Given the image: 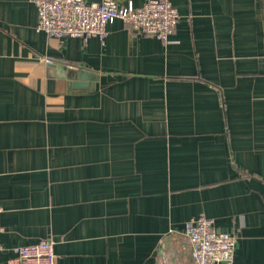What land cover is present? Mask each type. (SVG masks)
<instances>
[{
    "label": "crops",
    "instance_id": "1",
    "mask_svg": "<svg viewBox=\"0 0 264 264\" xmlns=\"http://www.w3.org/2000/svg\"><path fill=\"white\" fill-rule=\"evenodd\" d=\"M170 2L166 43L52 38L0 0V264L49 238L57 264H193L199 216L264 264V0Z\"/></svg>",
    "mask_w": 264,
    "mask_h": 264
},
{
    "label": "built area",
    "instance_id": "2",
    "mask_svg": "<svg viewBox=\"0 0 264 264\" xmlns=\"http://www.w3.org/2000/svg\"><path fill=\"white\" fill-rule=\"evenodd\" d=\"M38 12L36 30L52 38L98 37L104 40L108 27L123 21L132 30L169 42L180 20L170 0H148L136 8L121 7L115 0L87 3L85 0H30ZM52 63L51 60H47ZM2 208L0 207V213ZM4 231L0 224V234ZM185 235L190 243L193 264H234L236 236L218 230L205 216L189 220ZM20 264H57L55 241L43 239L36 244L16 247Z\"/></svg>",
    "mask_w": 264,
    "mask_h": 264
},
{
    "label": "water",
    "instance_id": "3",
    "mask_svg": "<svg viewBox=\"0 0 264 264\" xmlns=\"http://www.w3.org/2000/svg\"><path fill=\"white\" fill-rule=\"evenodd\" d=\"M85 75H86V74H80V77L83 78V76H85ZM76 85H78V84H76Z\"/></svg>",
    "mask_w": 264,
    "mask_h": 264
}]
</instances>
